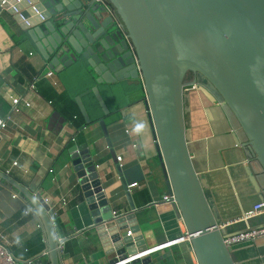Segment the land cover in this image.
<instances>
[{"label":"water","instance_id":"obj_1","mask_svg":"<svg viewBox=\"0 0 264 264\" xmlns=\"http://www.w3.org/2000/svg\"><path fill=\"white\" fill-rule=\"evenodd\" d=\"M3 12L28 33L56 74L87 62L97 85L75 98L87 125L93 121L83 103L86 95L93 93L107 116L110 109L98 85L141 80L167 195L186 226L197 264H237L225 243L230 234L191 153L186 77L198 73L206 82L195 81L194 90L220 106L264 178V0H0ZM99 124L108 138L105 120ZM69 152L91 228L113 256L110 264L151 263L150 256L143 257L150 250L135 214L127 216L136 223L131 227L125 217L114 216L88 144ZM0 184L23 198L46 237L45 253L26 264H45L44 257L47 264H63L66 239L59 238L40 194L1 169ZM122 185L135 213L129 185L124 179ZM259 196L264 201L260 191Z\"/></svg>","mask_w":264,"mask_h":264},{"label":"crops","instance_id":"obj_2","mask_svg":"<svg viewBox=\"0 0 264 264\" xmlns=\"http://www.w3.org/2000/svg\"><path fill=\"white\" fill-rule=\"evenodd\" d=\"M49 71H53L49 62L38 52L28 33L3 12L0 118L11 120L0 138V169L40 194L50 208L59 238L66 239L61 246L63 264H110L113 257L96 229L91 228L93 218L71 165L70 149L83 144H88L114 216L125 217L131 227L136 223L127 216L135 214L150 250L143 253V257H151L149 264H197L191 241L167 245L184 238L187 231L173 202L164 200L166 179L156 156L144 90V97L138 102L102 118L108 130L106 138L99 122L76 129L69 119L74 112L68 102L71 93L86 86L71 89L70 93L65 83L69 81L67 69L61 74L53 71L52 77L47 76ZM40 88L52 98L43 96ZM105 93L111 97L109 90ZM14 98L22 101L19 114L11 112ZM190 105L191 153L196 169L206 178L223 227L230 235L263 228L264 215L242 220L244 212L262 201L259 191L264 195V178L252 166L248 149L242 140H236V132L218 104L196 95ZM118 157L123 160L118 161ZM122 179L129 185L135 213L130 209ZM133 184L137 185L132 187ZM0 239L23 264L47 250L37 215L21 196L1 184ZM232 254L237 264H264V237L234 246ZM43 261L47 264V257Z\"/></svg>","mask_w":264,"mask_h":264},{"label":"trees","instance_id":"obj_3","mask_svg":"<svg viewBox=\"0 0 264 264\" xmlns=\"http://www.w3.org/2000/svg\"><path fill=\"white\" fill-rule=\"evenodd\" d=\"M67 72L69 75V81H65V83L70 93L71 89L76 90L80 86H86L84 89H81L80 92H72V95L68 99V102H70V106L73 107L74 110L69 119H71L76 129H82L87 126V123L81 114L75 98L97 85L96 76L94 75L86 61L77 63L73 67L67 69ZM38 87L40 86L38 85ZM98 87L106 104L110 109V113H112V111H118L119 109L127 105L138 102L144 97L141 96V93L144 89L140 79L123 80L113 84H100L98 85ZM106 90L110 91V96L113 97L112 100H110L111 97H109V95H105ZM41 93L43 96L49 99L52 98V96L48 95L47 91L45 90H41ZM83 103L87 108L93 122H99L102 118H104L105 115L101 107L99 106L97 98L93 93L86 95L83 98ZM62 113L66 114L64 111H62ZM93 114H96L97 117H94Z\"/></svg>","mask_w":264,"mask_h":264},{"label":"built area","instance_id":"obj_4","mask_svg":"<svg viewBox=\"0 0 264 264\" xmlns=\"http://www.w3.org/2000/svg\"><path fill=\"white\" fill-rule=\"evenodd\" d=\"M109 11L116 17V21L120 25L119 18L116 16L115 11L112 8H109ZM55 73L53 71H49L47 73L48 77L54 76ZM22 101L20 98H14L11 102V112L12 114H19L21 113V103ZM26 107H30V103L25 102L24 103ZM11 120V117L9 120H5L3 118H0V138L3 137V130L8 126V122ZM122 157H118V161H122ZM17 165V162H14V166ZM8 174V173H7ZM137 184H133L132 187H135ZM164 200L166 202H170L172 200V197L166 195L164 196ZM264 215V201H260L254 206L249 209L248 211L244 212L242 220L247 221L251 220L260 216ZM264 237V227L259 229H249L247 231H242L233 235L228 236L225 238V243L228 246H231L232 248L234 246L254 241L257 238ZM188 240L190 241V236L186 235L184 238L180 240H176L173 242H169L167 245H173L180 241ZM0 264H23L22 261L17 259L12 251L10 250V247L2 240L0 239Z\"/></svg>","mask_w":264,"mask_h":264},{"label":"flooded vegetation","instance_id":"obj_5","mask_svg":"<svg viewBox=\"0 0 264 264\" xmlns=\"http://www.w3.org/2000/svg\"><path fill=\"white\" fill-rule=\"evenodd\" d=\"M120 21V20H119ZM120 25H121V22H120ZM197 81V83H202L203 85H205V81L202 80L201 76H199L198 73H193V72H190L188 73L187 77H186V82L189 83L190 85L188 86V90H190V95H191V98L195 97L196 95L198 96H201L202 98H204L206 100V102H209L211 103L208 98H206L200 91H196L194 90V82Z\"/></svg>","mask_w":264,"mask_h":264}]
</instances>
